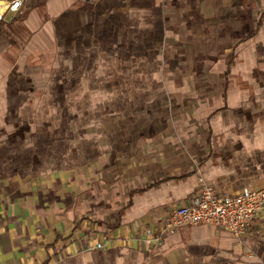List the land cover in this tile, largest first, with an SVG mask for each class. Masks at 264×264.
Wrapping results in <instances>:
<instances>
[{
    "label": "crops",
    "instance_id": "0c3cea01",
    "mask_svg": "<svg viewBox=\"0 0 264 264\" xmlns=\"http://www.w3.org/2000/svg\"><path fill=\"white\" fill-rule=\"evenodd\" d=\"M262 1L170 0L167 36L162 0H45L6 16L0 264H264V213L241 237L199 224L147 242L200 177L219 193L264 186V80L222 75L235 54L252 71L264 60L259 43L235 51L259 40L243 30L259 29ZM119 2L128 10L116 15ZM57 29L67 45L53 85L50 60L32 57ZM164 42L167 71L155 63ZM222 51L231 57L223 64L203 59Z\"/></svg>",
    "mask_w": 264,
    "mask_h": 264
},
{
    "label": "built area",
    "instance_id": "2783aa9c",
    "mask_svg": "<svg viewBox=\"0 0 264 264\" xmlns=\"http://www.w3.org/2000/svg\"><path fill=\"white\" fill-rule=\"evenodd\" d=\"M30 0H0V24L9 13H19ZM40 1V0H39ZM264 213V186L245 187L234 193L217 192L203 177L199 186L184 205L169 209L163 225L147 230V242L162 241L163 234L174 233L181 227L209 224L241 237L251 231L254 221ZM104 248L103 242L96 244Z\"/></svg>",
    "mask_w": 264,
    "mask_h": 264
},
{
    "label": "rangeland",
    "instance_id": "374dc122",
    "mask_svg": "<svg viewBox=\"0 0 264 264\" xmlns=\"http://www.w3.org/2000/svg\"><path fill=\"white\" fill-rule=\"evenodd\" d=\"M43 1H45V0H40V1L39 0H30L28 5H27V7L28 6L32 7V6H35V5H39ZM168 1H170V0H162V5H161V8H160L161 9V16L163 14V18H164V20H163L164 22L163 23H165V24H163V27L165 28V32H166L165 36H167V35H169L171 33V28L174 26L172 23L170 24V22L165 18L166 12L169 9L168 8V5H169ZM126 10H128V8H126V4L124 2L123 3L119 2V4H117V6L115 8L116 15H119V14L121 15L122 12H124ZM259 10L260 11L263 10L262 15L260 16L261 17V21H260L261 23H260L259 29L258 30L255 29L257 24H253V25H249L248 29H244L243 30L244 37H246L251 31H259V35L257 36L258 38L256 37L259 40H253V41H251V39L246 40L242 44H240L236 48L235 51H239V48H241V47H244V50L246 49V47H249V48L255 47L256 43H259L261 51L264 50V42H263L264 41V1L261 2V6L259 5ZM103 16H106V17L108 16L107 10L103 11L102 13H100L99 20L101 21V23H105V21H106V20L102 21L101 18H103ZM126 20H127V23H126L125 19H123V18L120 19L119 21H122V23H123L122 26L123 27L128 25V28H129V26H130L129 23L130 22L128 23V19L127 18H126ZM252 26H253V28H251ZM57 32H58V34H56V35L52 34V38H51L50 42L49 41L46 42V44L44 46H42V47H37L36 48V54L32 57V59H34L35 62H38V61L40 62L41 61L40 65H43L42 63L48 65L47 64L48 60H50V63L53 65L52 72H48L46 74L51 75L52 78L50 79V77H48L46 80H48V82H51V80H52L53 85L58 84V82L60 81L58 78H59V76L62 73L56 67L58 65H60V57H61L60 53H61V51H63L62 48L67 45L66 44V39L61 37V34H60L61 30L57 29ZM176 33H177V31H174L172 34H176ZM255 35H256V33L254 32V34L251 33L249 36L251 38L252 36H255ZM177 36L178 35H175V37H177ZM186 36H189V34L187 32H186ZM176 39L179 41L178 38H176ZM71 41L74 42V39H71ZM69 42H70V40L68 41V43ZM107 42H108L107 40H102L99 43L106 44ZM165 44L166 43L164 42L163 47H162V50H163V55H162V58H161L162 62L160 63V61H161V59H160V61H155V63L157 64V67L161 66V69H162V66H163V68L165 67V70L167 71L169 69V66H167V65H168V63L171 64V62H172L171 59L172 58L169 55H168L169 58H166L167 55L166 54L164 55V50L166 49ZM214 47L218 49V46L217 47L214 46ZM89 49L90 48H88L87 45H84V50H89ZM165 52H167V49L165 50ZM213 53H214L213 55H216V56H211V58H208V56H205V57H203V59L205 61H207V62H211L213 64H217L218 65L219 64V60H221L222 64H223V62H225L226 59L229 60L231 58V57L229 58V56L227 58L226 54H224V51H222V55H219L220 53L218 54L216 52H213ZM237 55L238 54H235L234 58L232 60H230L229 63L227 62L229 64L228 70H227V72L225 71V72L222 73V75H224V78H226V79H228L230 81H231V79H234L236 81H239V79H241V80L247 81L248 83L251 82V80H254L256 78H258L259 80H264V60L263 59L256 61V64L258 65V68H257L258 70L252 71L251 70L252 68L249 69V64H247L250 61H248V60L246 61V59L244 61L243 60L241 61V58L240 59L237 58ZM68 60L70 61V62L69 61L68 62L71 63L72 66H73L75 61H73L72 58H69ZM242 65L245 66L244 69H240L239 66H242ZM39 69L41 70L42 67H40ZM218 72L219 71H217V70L212 72L211 76H212L213 79L217 78ZM195 73L199 74L197 72H195ZM195 73L193 74V76H196ZM163 74H164V72L161 75L159 74L157 78H161V80L164 81L165 77H163ZM188 74L189 73L184 75V80H187L188 77H190V76H188ZM240 76H242V78H240ZM149 82L150 83L151 82L155 83L153 79L151 81L149 80ZM163 83H165V82H163ZM183 91H187V90L185 88L177 89V92L179 93L178 97H182L183 98V97L186 96V95L182 94ZM52 110L53 111H51V114L55 113V114L59 115V112H55L54 108ZM101 110L102 111H106V109L104 107H101ZM42 121H43L42 119H38L36 121L35 120H31V122L30 121H24V123H27L30 127H33V126L37 127L38 124H40ZM172 122H173V120L171 121V123ZM84 126L85 125L83 124V127ZM72 127L75 128V125H72ZM75 140H76V135L75 136H69V145L75 144Z\"/></svg>",
    "mask_w": 264,
    "mask_h": 264
}]
</instances>
